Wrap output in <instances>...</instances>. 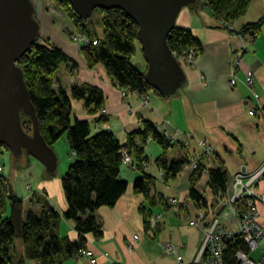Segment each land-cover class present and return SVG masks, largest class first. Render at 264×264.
Wrapping results in <instances>:
<instances>
[{"label":"crops","instance_id":"obj_1","mask_svg":"<svg viewBox=\"0 0 264 264\" xmlns=\"http://www.w3.org/2000/svg\"><path fill=\"white\" fill-rule=\"evenodd\" d=\"M261 18H264V0H251L244 16L231 26L239 30ZM69 26L71 23L61 17L42 21L41 43L49 41L75 64V68L62 66L63 71L54 76V89L68 92L74 85L88 84L99 88L105 98L102 124L93 123L96 115H89L82 102H72V117L90 122L95 132H111L121 145L126 143L128 134L142 129L143 120L151 123L170 143L178 144L165 155L155 143L145 145L148 164L144 171L153 177L148 199L133 192V182L139 173L126 165L123 167L121 176L128 183L127 191L114 207L96 211L102 236L95 239L91 234L84 235V249L93 252L97 264H194L202 239L200 229L188 225L199 210L187 199L194 164L204 169L223 167L229 182L239 172L252 174L262 170L264 176V22L255 38L240 36L233 29L224 28L203 5L183 8L175 27L190 31L199 40L202 52L192 64L182 66L185 82L173 95L163 99L148 94L146 105L144 97L124 95L103 66L87 69L80 47L64 34ZM237 55L240 62L234 70ZM232 71L237 79L234 86L229 84ZM249 75H252L251 86L246 84ZM251 110L255 112L253 115H249ZM159 157L169 161L186 158L194 164L184 166L175 179L165 182L155 164ZM28 162V169L18 175L17 170L10 168L14 163L10 153L0 151V167L11 190L20 199L21 188L32 190L25 197L30 201L33 195L45 196L61 217L59 236L76 241L78 234L73 222L62 217L67 205L60 181L58 184L46 180L44 167L34 159ZM18 165L22 168L24 163L19 161ZM206 180L204 172L197 185L200 194L206 188ZM255 191L264 193V177L256 182ZM170 198L179 199L180 205L175 208L168 205ZM30 209L37 211L31 204L24 210ZM257 210L259 224L264 229V205H258ZM154 214L161 217L150 228L149 220ZM168 246L174 249L168 251ZM63 264L90 263L85 257L76 256Z\"/></svg>","mask_w":264,"mask_h":264},{"label":"trees","instance_id":"obj_2","mask_svg":"<svg viewBox=\"0 0 264 264\" xmlns=\"http://www.w3.org/2000/svg\"><path fill=\"white\" fill-rule=\"evenodd\" d=\"M52 1L68 10L80 34L88 36L92 41L97 40L96 45L80 46V55L87 69L91 70L97 65L103 66L108 77L124 95L132 93L139 97L148 94L163 99L169 97L161 96L148 85L144 78L146 64L144 72H140L132 64V57L137 47H140L138 27L123 11L96 9L100 13L102 28V33L98 37L84 25L87 19L78 18L67 1ZM250 3L251 0H198L197 5L208 8L222 25L231 26L244 16ZM263 22L264 18H261L239 30L232 29L237 35L255 38L259 35ZM38 42L36 39L17 66L22 71L35 110L39 132L45 143L52 148L60 137L66 135L71 164L61 179V188L67 205L62 217L73 222L78 239L70 241L59 236L61 217L53 210L45 196L33 195L30 204L36 207L37 211L31 209L25 211L22 199L11 190L6 178L1 175L0 264H26L28 261L35 264H63L75 258L77 252L84 249V235L91 234L95 239L102 236L100 223L95 216L96 211L102 207H114L127 191L128 183L121 176L126 165L123 162V152L127 153L132 162L131 166H126L130 169L134 167V171L139 173V177L133 182V192L143 194L148 199L153 177L144 171L148 164L145 145L147 142L155 143L163 151V155L169 149L178 146L170 143L151 123L144 120L141 121L142 129L128 134L126 143L121 145L111 132H95L90 122L74 119L72 102H82L89 115H96L93 120L95 125L105 122L102 115L105 105L104 94L99 88L88 84L74 85L68 93L61 89L55 90L56 71L64 65L75 68V64L54 45ZM167 45L173 53L191 49L197 57L202 52L199 40L190 31L176 27L169 33ZM20 121L23 131L31 135L30 118L21 112ZM1 148L9 151L4 145L0 146V150ZM14 159L18 169H24L29 166L28 160L33 158L23 151L19 158ZM19 160L24 163L22 168L18 165ZM191 162L186 158L169 161L159 157L155 164L163 172L164 181L168 182L175 179L184 166L193 163ZM204 172L207 176L206 189L212 196L211 204L197 190ZM228 184L229 178L223 167L204 169L196 164L189 177L187 199L195 208L209 211L227 190ZM15 240H20L22 244L23 251L19 257L11 255ZM225 245L224 264H237L234 255L237 250H246L243 241L238 238L226 241Z\"/></svg>","mask_w":264,"mask_h":264},{"label":"water","instance_id":"obj_3","mask_svg":"<svg viewBox=\"0 0 264 264\" xmlns=\"http://www.w3.org/2000/svg\"><path fill=\"white\" fill-rule=\"evenodd\" d=\"M35 0H0V146L14 158L26 151L46 174H54L56 157L42 138L21 69L17 66L39 37ZM62 1V0H60ZM81 20L94 10L119 9L138 27V42L147 66L144 78L161 96L173 95L185 82L182 66L167 45L180 11L198 0H65ZM32 123V134L21 126L20 113Z\"/></svg>","mask_w":264,"mask_h":264},{"label":"built area","instance_id":"obj_4","mask_svg":"<svg viewBox=\"0 0 264 264\" xmlns=\"http://www.w3.org/2000/svg\"><path fill=\"white\" fill-rule=\"evenodd\" d=\"M224 25V24H223ZM224 28L232 29L230 25ZM72 41L78 46L89 44L96 45L97 40H91L84 34L75 35ZM173 56L181 66L192 64L196 58L193 50H182L173 53ZM240 55L234 61V70L239 65ZM235 71L229 78L230 86L237 82ZM247 86L252 84V75L246 78ZM149 97H144V104H148ZM254 111H249L253 115ZM123 162L131 166V158L123 152ZM194 164V163H192ZM191 164V165H192ZM194 164L193 167H195ZM130 168V167H129ZM134 170V167H131ZM163 176V172L159 171ZM264 177L263 171L247 174L239 172L235 174L228 184L227 190L218 198L217 209L215 205L209 211L198 210L197 215L188 222L190 227H196L202 232L200 249L194 264H224L223 255L225 252V242L241 239L246 250H237L235 260L237 264H264V229L259 224L257 206L264 205V193H257L255 185L259 178ZM168 205L175 208L180 205L177 198L168 199ZM161 215H153L149 220V227L154 228ZM173 246H168V251H172ZM261 252L260 258L255 261L250 258V254L255 250ZM77 256L85 257L90 264H97V258L93 252L87 249H80Z\"/></svg>","mask_w":264,"mask_h":264},{"label":"rangeland","instance_id":"obj_5","mask_svg":"<svg viewBox=\"0 0 264 264\" xmlns=\"http://www.w3.org/2000/svg\"><path fill=\"white\" fill-rule=\"evenodd\" d=\"M34 2L36 3V7H37V11H36L37 14H36L35 18H36L37 22L39 23V37H38L39 42L38 43L42 44L41 40H40V37H41L40 30H42V21L45 19H48L50 21H54L58 17H61L62 19H66L68 22L71 23V26L66 27V29L64 30V34H65L66 38L71 43L78 46L77 44H75L72 41V37L75 35H79L80 32H79L78 28L75 26L74 20L72 19L71 15L68 13V10L66 8H64L61 4H59L55 1H52V0H35ZM84 25L87 26V29L91 33L100 37V35L102 33V30H101L102 28H101V24H100V13H99V11L96 10L95 12H93V16L90 17L89 19H87L86 21H84ZM47 43H49V41H47ZM132 64L135 66V68L137 70H139L140 72H144L145 63H144V60L142 57L140 47H137L136 53L132 57ZM61 71H63L62 66H60V68L56 71L55 75L58 73H61ZM102 115H104L103 112H102ZM52 150H53L55 157H56V170H55L54 174H51V176H45V179L51 180V182L57 181L58 184L60 181V187H61V179L66 174L67 169H68L69 165L71 164V161H70L71 160V153H70L69 148H68V144H67L65 134L62 137H60V139H58V141H56L52 145ZM0 151L5 152V153H9V151H6L3 148H1ZM15 163H17V162L14 159V163L10 164V168H12L15 171L17 170V172H16L17 174L24 172L25 170L28 169V167H27V168L18 170L17 165H14ZM18 164H19V162H18ZM5 172L7 173V171H5ZM1 175H4L3 167L2 168L0 167V176ZM6 176L8 177V173ZM11 185H14L12 180H11ZM30 188L32 189V185H30ZM28 191L25 187H23V188H21V192L19 193L20 197L24 201V209L25 210H27V208L30 207V200H25L26 192H28ZM29 192L33 193L32 190H30ZM202 193H203L202 195L205 196L206 200L210 204H211V202L213 203L212 196L208 192V190H206L205 187H204ZM32 199H33V197H32ZM215 209H217V205H215ZM154 215H156V214H154ZM22 251L23 250H22L21 241L15 240V242L13 244L12 251H11V255L19 257L22 254ZM249 256L251 259L257 261L261 256V252L257 249L254 252H252Z\"/></svg>","mask_w":264,"mask_h":264}]
</instances>
